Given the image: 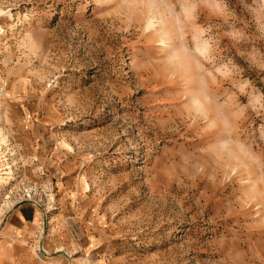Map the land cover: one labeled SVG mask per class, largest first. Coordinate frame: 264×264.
<instances>
[{"label":"rangeland","instance_id":"1","mask_svg":"<svg viewBox=\"0 0 264 264\" xmlns=\"http://www.w3.org/2000/svg\"><path fill=\"white\" fill-rule=\"evenodd\" d=\"M0 264H264V0H0Z\"/></svg>","mask_w":264,"mask_h":264},{"label":"bare ground","instance_id":"2","mask_svg":"<svg viewBox=\"0 0 264 264\" xmlns=\"http://www.w3.org/2000/svg\"><path fill=\"white\" fill-rule=\"evenodd\" d=\"M149 26L150 27L153 26V22L152 21L149 22Z\"/></svg>","mask_w":264,"mask_h":264}]
</instances>
